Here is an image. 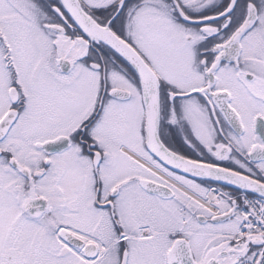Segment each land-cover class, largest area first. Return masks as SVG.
I'll return each mask as SVG.
<instances>
[{
	"label": "snow or ice",
	"instance_id": "6c2138e0",
	"mask_svg": "<svg viewBox=\"0 0 264 264\" xmlns=\"http://www.w3.org/2000/svg\"><path fill=\"white\" fill-rule=\"evenodd\" d=\"M0 264H264V0H0Z\"/></svg>",
	"mask_w": 264,
	"mask_h": 264
}]
</instances>
